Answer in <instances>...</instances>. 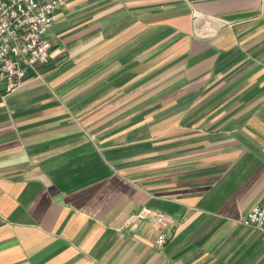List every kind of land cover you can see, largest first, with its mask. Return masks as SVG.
Listing matches in <instances>:
<instances>
[{"label":"crops","instance_id":"crops-1","mask_svg":"<svg viewBox=\"0 0 264 264\" xmlns=\"http://www.w3.org/2000/svg\"><path fill=\"white\" fill-rule=\"evenodd\" d=\"M47 39L0 81V264H264V0H70Z\"/></svg>","mask_w":264,"mask_h":264},{"label":"built area","instance_id":"built-area-1","mask_svg":"<svg viewBox=\"0 0 264 264\" xmlns=\"http://www.w3.org/2000/svg\"><path fill=\"white\" fill-rule=\"evenodd\" d=\"M70 0H0V81L5 90L17 89L28 68L37 70L49 62L52 44L47 32L55 14ZM147 217L143 209L129 219L133 225ZM157 231L156 243L164 245L172 236L176 223L159 213L151 218ZM264 233V199L240 221Z\"/></svg>","mask_w":264,"mask_h":264}]
</instances>
